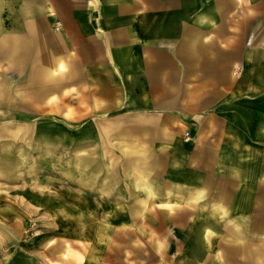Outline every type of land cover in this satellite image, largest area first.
<instances>
[{
	"label": "crops",
	"instance_id": "obj_1",
	"mask_svg": "<svg viewBox=\"0 0 264 264\" xmlns=\"http://www.w3.org/2000/svg\"><path fill=\"white\" fill-rule=\"evenodd\" d=\"M249 2L0 0V184L28 128L45 141L50 121L80 127L64 136L85 152L76 166L70 155L69 200L103 209L95 239L110 222L163 218L148 205L175 206L166 221L190 241L168 264H264V20L249 41ZM112 251L89 246L81 264H151Z\"/></svg>",
	"mask_w": 264,
	"mask_h": 264
},
{
	"label": "rangeland",
	"instance_id": "obj_2",
	"mask_svg": "<svg viewBox=\"0 0 264 264\" xmlns=\"http://www.w3.org/2000/svg\"><path fill=\"white\" fill-rule=\"evenodd\" d=\"M245 17L239 15V23ZM263 20L264 8L250 0L249 41ZM46 113L47 118L53 119V113ZM81 113L84 112L69 108L61 112L68 119H77L82 116ZM57 126L50 121V125L45 127L46 138L49 140L40 149L37 148L39 152L32 147L18 152L19 156L24 155L17 159L18 167H22V160L24 162L23 174L17 175L13 181L8 180L6 186L0 184V264H81L86 248L93 245L109 247L111 252H114L113 249L124 250L128 263L168 264L175 260L174 257H181L183 243L185 241L187 244L190 239L177 237L181 232V222L166 221V211L174 213L179 208L175 206H145L141 208V212L145 210L143 215L157 212L163 218L148 221L145 217L139 224L104 223L108 226L104 230L105 238H94L101 229L103 209L95 206H70L69 200L70 155L75 153L73 164L76 166V159L80 160L85 152L78 154L75 150L71 151L69 144L64 142V136L69 135L71 130L82 131V128ZM30 129L28 133L32 134ZM56 130L63 137L60 145H56L53 140ZM38 161L40 164L37 166ZM25 166H29L28 172H25ZM74 177L78 179L77 182L74 179L73 183L78 186L86 182L85 175L80 178L74 173ZM107 177L106 182L109 183L112 176ZM11 184L13 190H8ZM11 195L12 203L2 199H10ZM119 210V207L110 208V214H118Z\"/></svg>",
	"mask_w": 264,
	"mask_h": 264
},
{
	"label": "bare ground",
	"instance_id": "obj_3",
	"mask_svg": "<svg viewBox=\"0 0 264 264\" xmlns=\"http://www.w3.org/2000/svg\"><path fill=\"white\" fill-rule=\"evenodd\" d=\"M210 11V10H209ZM209 11H201V12H199V13H197L198 15H197V22H199V24L200 25H203V26H208V25H210V26H212L213 25V21H212V19H213V17L215 16L214 14H208L209 13ZM259 35V34H258ZM258 35H256V37L258 36ZM191 38H197V36H195V35H192V36H190ZM255 37V38H256ZM193 43H195V41H192ZM250 61V60H249ZM47 75H48V73H47ZM30 131H31V129L30 128H28ZM30 135H34V136H30ZM30 135H28L27 137H26V139H25V141L26 140H28V142H29V144H30V148L32 147V148H38V149H40L41 147V145L39 144V141H40V139H39V136H41L42 134H30ZM45 141H47V140H45ZM45 141H40V142H45ZM27 142V143H28ZM38 149H37V152H39L38 151ZM83 151V150H82ZM46 152V151H45ZM47 152H49V151H47ZM5 162V164H6V161H4ZM8 162V161H7ZM40 164V161H38L37 163H36V165L38 166ZM80 164H78V166H79ZM23 168H24V166H22ZM22 167H18L17 166V162H15V166L13 167V168H9V172H8V174H7V177L8 176H12L13 178H15L17 175L19 176V175H21L22 174V172H23V168ZM25 168L27 169V170H25V172H28L29 171V166H25ZM22 169V170H21ZM12 170V171H11ZM22 171V172H21ZM261 173H264V165H263V167H262V171H261ZM257 174H259V172H255V175L253 176V174H252V172H250L249 171V178L250 177H255ZM252 177V178H253ZM207 232H208V230L207 229H205L204 230V234H206L207 235ZM61 249V248H60ZM67 249H69V247L67 248ZM66 249V250H67ZM67 252V251H66Z\"/></svg>",
	"mask_w": 264,
	"mask_h": 264
},
{
	"label": "built area",
	"instance_id": "obj_4",
	"mask_svg": "<svg viewBox=\"0 0 264 264\" xmlns=\"http://www.w3.org/2000/svg\"><path fill=\"white\" fill-rule=\"evenodd\" d=\"M186 135H188V134H186Z\"/></svg>",
	"mask_w": 264,
	"mask_h": 264
}]
</instances>
